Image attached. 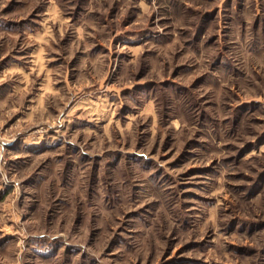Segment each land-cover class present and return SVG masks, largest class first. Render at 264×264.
<instances>
[{
	"label": "rangeland",
	"instance_id": "rangeland-1",
	"mask_svg": "<svg viewBox=\"0 0 264 264\" xmlns=\"http://www.w3.org/2000/svg\"><path fill=\"white\" fill-rule=\"evenodd\" d=\"M0 264H264V0H0Z\"/></svg>",
	"mask_w": 264,
	"mask_h": 264
}]
</instances>
